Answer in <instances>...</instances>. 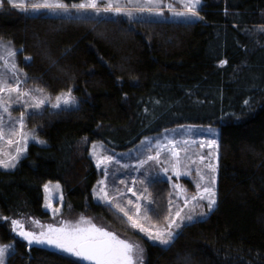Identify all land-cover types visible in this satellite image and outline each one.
Segmentation results:
<instances>
[{"label":"trees","instance_id":"16d2710c","mask_svg":"<svg viewBox=\"0 0 264 264\" xmlns=\"http://www.w3.org/2000/svg\"><path fill=\"white\" fill-rule=\"evenodd\" d=\"M201 1L200 20L182 24L0 8V40L18 49L27 83L77 99L75 108L30 115L44 144L0 171V243L14 242L6 264H83L14 239L6 222L46 219L42 186L55 182L65 214L124 231L128 221L118 227L113 209L92 199L98 174L89 145L125 151L182 125L219 127L216 205L167 246L135 234L146 264H264V0ZM151 189L169 193L167 183Z\"/></svg>","mask_w":264,"mask_h":264},{"label":"rangeland","instance_id":"374dc122","mask_svg":"<svg viewBox=\"0 0 264 264\" xmlns=\"http://www.w3.org/2000/svg\"><path fill=\"white\" fill-rule=\"evenodd\" d=\"M90 3L96 6L78 7ZM193 3L195 0H81L76 5L65 6L59 0H0V8L8 5L29 16L182 24L200 20L198 9L202 1L199 0L194 9L189 7ZM38 4H62L63 7L37 9L34 6ZM17 53L18 49L9 41L0 40V171L17 168L30 144H44L39 137V128L28 125L30 115L77 107V99L71 91L51 96L41 88L29 85L18 67ZM219 135L217 126L182 125L143 137L125 151H114L102 142L89 145L88 155L98 174L91 190L92 199L113 209L118 227L126 219L129 227L123 223L124 231H114L110 223H95L82 215L65 214L62 187L47 182L42 186V210L47 213V218H17L14 221L19 227L11 220L6 222L9 232L20 242L26 243L22 233H29L33 238L69 244L72 237L81 235L108 239L99 235L107 232L116 240L132 246V264H146V248L141 240L134 238L135 234L151 244L167 246L184 226L204 219L215 208ZM161 183L168 185L169 193L165 198L157 196L161 191L152 193V186ZM151 194L156 195V200ZM153 217H160L154 219L157 223L152 221ZM110 242L118 247L115 241ZM0 248H6L4 255L0 256L2 264H6L14 242L0 243ZM52 250L80 261L78 256L54 244Z\"/></svg>","mask_w":264,"mask_h":264},{"label":"snow or ice","instance_id":"6c2138e0","mask_svg":"<svg viewBox=\"0 0 264 264\" xmlns=\"http://www.w3.org/2000/svg\"><path fill=\"white\" fill-rule=\"evenodd\" d=\"M199 4V0H195V3L189 5L190 8L194 9L196 5ZM96 5L95 3L90 4H80L78 5L79 8H85V7H92L94 8ZM35 8H62V4H38L34 6ZM195 15V12L192 13ZM178 15H182L179 14ZM15 91V89H13ZM67 103V101H65ZM207 191V189L205 190ZM215 201H213V204ZM131 219V217H130ZM16 226H20L17 221L12 222ZM133 225L137 226L135 224V221H133ZM55 231V230H53ZM82 231V230H81ZM99 231V230H95ZM141 231H144V229H141ZM26 238L30 236L29 233H22ZM100 237H107L108 239H98L93 236H75L72 237V243H64L57 240H51L49 239L46 241L49 244H54L57 248L62 249L65 252H69L73 255H76L80 257L82 260H91L94 261L95 264H132V258L130 253L132 252V246L125 243L124 241H118L115 237L110 236L107 232H100ZM36 243H44V241L39 240L38 238H34ZM110 241H115V244L118 245V247H115L110 243ZM32 240H29V243H32ZM162 243L167 244L168 241H162ZM6 251V248H0V256H3ZM0 264H2V261H0Z\"/></svg>","mask_w":264,"mask_h":264},{"label":"water","instance_id":"95a60500","mask_svg":"<svg viewBox=\"0 0 264 264\" xmlns=\"http://www.w3.org/2000/svg\"><path fill=\"white\" fill-rule=\"evenodd\" d=\"M23 237L27 240L28 242V245L30 247H38V248H42V249H45V250H48V251H51L52 248H53V244H49L47 243L46 241H48L49 239H39L41 241H44V243H36L35 242V239L32 237V236H28L27 238L23 235ZM29 240H32L33 242L32 243H29ZM111 243V242H110ZM79 260L81 261V263L83 264H95L94 261H91V260H82L80 257H78Z\"/></svg>","mask_w":264,"mask_h":264}]
</instances>
